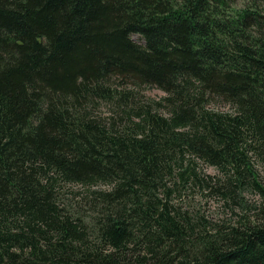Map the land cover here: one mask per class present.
<instances>
[{"label":"trees","instance_id":"trees-1","mask_svg":"<svg viewBox=\"0 0 264 264\" xmlns=\"http://www.w3.org/2000/svg\"><path fill=\"white\" fill-rule=\"evenodd\" d=\"M240 1L0 0V264H264V0Z\"/></svg>","mask_w":264,"mask_h":264},{"label":"rangeland","instance_id":"rangeland-1","mask_svg":"<svg viewBox=\"0 0 264 264\" xmlns=\"http://www.w3.org/2000/svg\"><path fill=\"white\" fill-rule=\"evenodd\" d=\"M244 3L245 1L242 0L239 2L238 6L241 7ZM138 38H139L138 36L135 37L136 40H138ZM142 94L145 95L146 97H151V98H161L166 95L163 91L154 87L145 89L142 92ZM219 105L221 106V108H223L224 106L223 104H219ZM99 112L101 115L106 117L110 112V108L107 106H102ZM259 170L261 174L264 175V167H260ZM207 172L213 175H220L219 171L216 170L215 168H209L207 169ZM246 197L247 200L250 202L253 201L254 198L255 200H258V198L254 197L253 194L250 192L246 193ZM198 199L199 198H197L196 201ZM220 202L221 201L219 200V198L208 197L207 199H203L202 201H199L197 205L198 208L209 218V220H214L216 222L231 221L230 223H234V224L237 222V220L238 221L240 220L239 216L236 215L239 214L238 209L233 211L231 206L224 205L223 203Z\"/></svg>","mask_w":264,"mask_h":264}]
</instances>
